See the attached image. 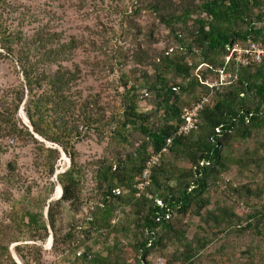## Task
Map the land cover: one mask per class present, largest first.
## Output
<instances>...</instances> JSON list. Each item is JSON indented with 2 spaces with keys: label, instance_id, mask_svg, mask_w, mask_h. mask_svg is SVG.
I'll return each mask as SVG.
<instances>
[{
  "label": "rangeland",
  "instance_id": "obj_1",
  "mask_svg": "<svg viewBox=\"0 0 264 264\" xmlns=\"http://www.w3.org/2000/svg\"><path fill=\"white\" fill-rule=\"evenodd\" d=\"M6 1L15 6V10L6 9V6L0 9V38L3 32L8 35V31L20 30L31 38L44 26L46 32L56 34L53 46L67 43L71 47L64 66L77 74L79 79L73 93L76 94L78 90L81 98L69 118L74 120L78 117L83 122L81 126L85 124L75 147L78 162L86 173L82 185L83 202L77 212L67 204L61 206L55 240L47 203L55 193L57 196L61 194V184H55V173L67 169L70 157L60 145L36 132L41 138L23 131V126H26L23 118L27 117L26 111H22L28 97L26 81L16 57L8 55L0 42V241L9 245L12 256L18 258H15L17 264H37L35 259L40 264H87L85 261L76 263L74 253L91 249L105 255L115 244L117 248L114 252L134 263L139 256L134 248L135 233L138 232L134 223L138 215L130 205L124 211L120 208L116 210V221L119 222L116 230H91L90 234L83 231L98 203L93 179L95 165L103 158H112L113 161L126 158V154L133 152L145 139L138 128L127 127L123 130L121 127L126 84L137 82L143 94L148 92L140 102V109L153 115L152 122H158L153 114L155 93L146 90L155 77V61L166 51L176 54L179 59L184 57L183 62L192 67L191 74L195 68L204 72V85L197 86L194 91L182 92L180 88L176 91L181 94L184 107L202 94L211 93L206 80L222 83L220 79H223L218 90L221 93L234 84L237 76L230 69L222 72L223 75L207 70L198 51H179L182 49L178 40L150 7L154 0ZM168 1L180 6L187 0ZM194 27L190 22L177 25V30L188 35ZM239 45L245 48L247 43ZM224 61H227L225 56ZM56 68L57 65L53 64L52 69ZM167 78L180 84H186L190 79L185 80L184 76L169 72ZM23 88L26 96L16 109ZM217 98V94L211 95L213 102ZM89 116H93L92 122L96 118L98 122L87 129ZM117 130L127 139L120 137ZM43 145L45 148H58L60 158L54 162V158L41 149ZM222 154L225 168L212 174L208 179L209 188L203 195L209 203L202 209L193 206L186 214L175 210L168 221L176 229L185 231L188 241L196 242L217 226L214 220L209 219L210 215H221L220 211L227 208L236 217L218 227L223 230L222 235L210 234L212 241L193 257L192 264H264V223L256 227L257 222L250 219V214L256 210L264 211V130H256L248 138L232 139L223 147ZM161 160L171 163L176 174L191 168L189 161L169 151L163 154ZM53 162L57 168L54 174L51 172ZM146 180L144 176L139 177L137 197L143 191L151 198V193L146 189L150 185ZM163 182L175 184V180L164 179ZM241 184L249 186L252 193H245L242 197L234 194L233 188ZM151 190L157 197L156 188L152 186ZM121 191L127 192L125 189L116 192ZM26 210L43 211L48 226L47 236L28 237L33 233H29L24 223L23 213ZM249 222L253 225L244 233L240 232ZM70 224L75 225L73 237L64 241L63 232ZM138 233L141 234V231ZM162 234L163 230L160 229L159 236ZM34 245L39 248H34ZM16 246L20 247L21 256L17 254ZM178 252H182V248L173 238L165 239L151 250L148 260L150 264H167V260ZM176 264L187 262L182 260Z\"/></svg>",
  "mask_w": 264,
  "mask_h": 264
},
{
  "label": "trees",
  "instance_id": "obj_2",
  "mask_svg": "<svg viewBox=\"0 0 264 264\" xmlns=\"http://www.w3.org/2000/svg\"><path fill=\"white\" fill-rule=\"evenodd\" d=\"M4 6L6 9L15 10L11 3L0 0V9ZM263 6L264 0H187L180 6L168 0H154L151 3L150 7L159 20L178 40L182 49L179 51L184 49L191 53L198 51L207 70L222 73L230 69L237 78L234 84L223 92L214 91L218 98L200 111L195 128L190 133L181 135H177L176 132L183 123V110L190 104L184 107L182 96L176 91L178 88L182 92L194 91L197 86L204 85V72L195 68L191 74L192 67L183 62L184 57L179 59L176 54L169 51L157 58L154 63L155 77L148 83L146 91L155 93L156 105L153 114L157 116L158 122L157 120L152 122L153 115L140 109V102L148 92L143 94L137 82L126 84L121 127L123 130L127 127L138 128L145 135V139L133 152L126 154V158L114 161L112 158H103L95 165L93 179L96 182L98 203L93 208L87 226H83V231L90 234L91 230L98 232L116 230V225L119 224L116 221L118 218L116 210L120 208L124 211L125 207L130 205L138 215L134 226L138 232L141 231V234L135 233L134 244L139 256L134 263L128 262L114 252L117 248L115 244L105 255L92 252L91 249L76 252L74 253L76 263L85 261L87 264H150L148 257L151 250L161 245L165 239L173 238L179 248H182V252L174 254L167 260V264H176L182 260L192 264L193 257L212 241L210 234L222 235L224 232L218 227L236 217L227 208L220 211L221 215L213 213L209 219L214 220L217 226L212 228L210 234L196 242L188 241L185 231L176 229L168 221L175 210L186 214L193 206L202 209L209 203L203 195L209 188L208 179L212 174L225 168L222 154L225 145L237 137L248 138L256 130H264V58L261 62L246 66L235 64L234 61H224V56L229 52L227 47L230 45L248 44L250 40L264 45ZM190 22L195 27L188 35L177 30V25H186ZM55 39L56 34L46 32L43 26L31 38H27L23 30L8 31V35L3 32L0 42L8 55L16 57L21 66L28 90L24 110L33 131L60 145L70 157V167L57 177L62 187V196L51 202L48 208V218L56 240L55 229L61 206L67 204L77 212L83 202L82 185L86 172L78 162L75 147L85 124L82 127V120L78 117L70 120L69 116L81 98L78 90L75 91L76 94L73 93L79 78L71 68L64 66L71 47L67 43L53 46L52 41ZM21 40L23 42H19ZM53 64L57 65L55 70L52 69ZM168 72L182 75L185 80L190 79L186 84H180L167 78ZM25 96L23 88L16 109ZM92 121L93 116H89L86 122L87 129H90L92 123L98 122V119ZM22 129L34 137L27 126H23ZM117 133L127 139L120 130H117ZM169 139L171 140L168 143ZM164 148L175 156L189 161L191 168L180 170L176 174L171 163H165L160 159L152 168L150 186H146L151 198L143 191L137 197L139 177L143 176L151 157L162 152ZM41 149L53 157L54 162L61 156L58 148H45L43 145ZM54 162L51 167L53 174L57 169ZM164 179L175 180V184H164ZM152 186L157 190V197L151 190ZM119 189H125L127 192L117 193ZM232 192L242 197L245 193H252V190L246 184H241L233 188ZM23 218L27 230L33 233L28 236L30 239L47 236L48 226L43 211L26 210ZM250 219H254L257 222L255 226L258 227L259 223H264V211L256 210L250 214ZM70 225L63 232L64 241L73 237L75 225ZM252 225L253 223L249 222L239 231L244 233ZM160 229L163 230L161 236ZM33 247L39 248L36 245ZM15 250L19 256L22 255L19 246H16ZM9 262L17 264L9 245L0 241V264ZM35 262L40 264L38 259H35Z\"/></svg>",
  "mask_w": 264,
  "mask_h": 264
},
{
  "label": "built area",
  "instance_id": "obj_3",
  "mask_svg": "<svg viewBox=\"0 0 264 264\" xmlns=\"http://www.w3.org/2000/svg\"><path fill=\"white\" fill-rule=\"evenodd\" d=\"M229 52L226 54L227 61H234L235 64L246 66L254 62H261L264 58V45L249 41L245 48H242L238 43L227 47ZM224 73V72H223ZM222 73V75H223ZM237 78V77H236ZM222 83L211 82L206 80L207 86L210 88L211 93L202 94L195 102L185 107L182 114L183 123L178 128L176 134H188L195 128V121L201 110L213 103L211 95L215 90L220 89V85L223 84V79H220ZM171 139L168 140V143ZM167 151L166 148L162 152L153 155L148 161L146 168L143 171V176L147 179L146 183H149V177L152 172V168L159 162L163 153Z\"/></svg>",
  "mask_w": 264,
  "mask_h": 264
},
{
  "label": "water",
  "instance_id": "obj_4",
  "mask_svg": "<svg viewBox=\"0 0 264 264\" xmlns=\"http://www.w3.org/2000/svg\"><path fill=\"white\" fill-rule=\"evenodd\" d=\"M24 110V107H22V111ZM24 112V111H23ZM23 117H24V115H23ZM24 121H25V125L33 132V134H35L37 137H40L38 134H36L34 131H33V126H32V124H31V122H30V120L25 116L24 118ZM41 138V137H40ZM62 150V149H61ZM63 152V151H62ZM70 167V163H69V165H68V167H67V169ZM67 169H65V170H63V171H56V173H55V184H60L59 183V181H58V174L60 173V172H64V171H66ZM61 186V185H60ZM61 196H62V192H61V194H59V196H57L56 195V193L48 200V203H47V211H48V208H49V204L52 202V201H54V200H58V199H60L61 198ZM52 239V238H51ZM17 260H18V258L17 257H15Z\"/></svg>",
  "mask_w": 264,
  "mask_h": 264
}]
</instances>
